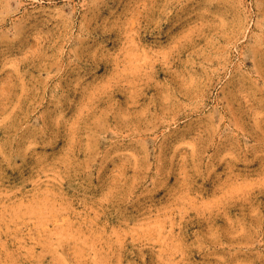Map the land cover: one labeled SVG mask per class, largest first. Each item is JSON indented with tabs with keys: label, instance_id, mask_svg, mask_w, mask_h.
Here are the masks:
<instances>
[{
	"label": "rangeland",
	"instance_id": "1",
	"mask_svg": "<svg viewBox=\"0 0 264 264\" xmlns=\"http://www.w3.org/2000/svg\"><path fill=\"white\" fill-rule=\"evenodd\" d=\"M0 264H264V0H0Z\"/></svg>",
	"mask_w": 264,
	"mask_h": 264
}]
</instances>
